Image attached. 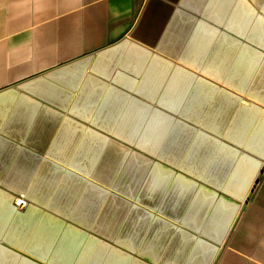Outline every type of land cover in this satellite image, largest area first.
<instances>
[{
	"label": "crops",
	"instance_id": "obj_1",
	"mask_svg": "<svg viewBox=\"0 0 264 264\" xmlns=\"http://www.w3.org/2000/svg\"><path fill=\"white\" fill-rule=\"evenodd\" d=\"M263 162L264 0H0V264H264Z\"/></svg>",
	"mask_w": 264,
	"mask_h": 264
},
{
	"label": "built area",
	"instance_id": "obj_2",
	"mask_svg": "<svg viewBox=\"0 0 264 264\" xmlns=\"http://www.w3.org/2000/svg\"><path fill=\"white\" fill-rule=\"evenodd\" d=\"M13 202L18 208H24V206L27 204L26 199L22 195L14 197Z\"/></svg>",
	"mask_w": 264,
	"mask_h": 264
},
{
	"label": "water",
	"instance_id": "obj_3",
	"mask_svg": "<svg viewBox=\"0 0 264 264\" xmlns=\"http://www.w3.org/2000/svg\"><path fill=\"white\" fill-rule=\"evenodd\" d=\"M264 163V162H263Z\"/></svg>",
	"mask_w": 264,
	"mask_h": 264
}]
</instances>
